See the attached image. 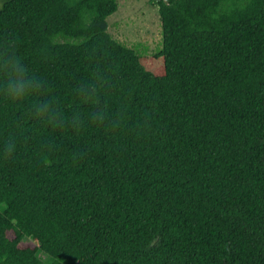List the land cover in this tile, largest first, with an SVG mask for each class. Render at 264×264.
Masks as SVG:
<instances>
[{"label":"trees","instance_id":"obj_1","mask_svg":"<svg viewBox=\"0 0 264 264\" xmlns=\"http://www.w3.org/2000/svg\"><path fill=\"white\" fill-rule=\"evenodd\" d=\"M156 6L160 75L109 34L117 0L3 3L0 41L80 124L0 104V264H264V0Z\"/></svg>","mask_w":264,"mask_h":264},{"label":"clouds","instance_id":"obj_2","mask_svg":"<svg viewBox=\"0 0 264 264\" xmlns=\"http://www.w3.org/2000/svg\"><path fill=\"white\" fill-rule=\"evenodd\" d=\"M96 89L92 85H79L73 99L78 103L89 104L95 99ZM61 99L52 96L44 78L35 67L25 62L11 42L0 41V104L20 108L24 118L34 123L60 126L80 124V113L71 114V119L60 110ZM100 117L99 110L92 117ZM15 147L12 139L5 141L4 154H10Z\"/></svg>","mask_w":264,"mask_h":264},{"label":"rangeland","instance_id":"obj_3","mask_svg":"<svg viewBox=\"0 0 264 264\" xmlns=\"http://www.w3.org/2000/svg\"><path fill=\"white\" fill-rule=\"evenodd\" d=\"M7 0H0V9ZM118 10L107 18L108 32L132 48L148 71L162 72V59L155 55L162 46L161 25L156 0H117ZM43 259L44 256L41 255Z\"/></svg>","mask_w":264,"mask_h":264}]
</instances>
